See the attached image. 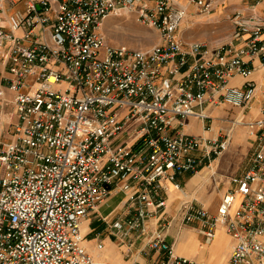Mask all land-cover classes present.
I'll list each match as a JSON object with an SVG mask.
<instances>
[{"label": "built area", "instance_id": "1", "mask_svg": "<svg viewBox=\"0 0 264 264\" xmlns=\"http://www.w3.org/2000/svg\"><path fill=\"white\" fill-rule=\"evenodd\" d=\"M20 3L14 9L17 0H0L8 75L0 115L8 91L15 116L0 141V264H94L81 230L91 212L119 191L134 214L110 229L143 230L148 216L166 209V182L181 190L176 177L224 153L237 125L251 138L246 171L229 179L214 213L188 201L179 212L182 223H199L206 243L223 229L231 239L226 264H264V91L255 119L236 118L212 138L185 131L190 117L209 131L208 109H249L253 59L264 74L260 0L231 11V40L214 48L179 34L189 6L207 16L214 0ZM126 14L158 41L144 49L110 44L103 21ZM235 77L240 85L231 84ZM168 227L139 236L156 254L148 264H202L173 251L162 234Z\"/></svg>", "mask_w": 264, "mask_h": 264}, {"label": "crops", "instance_id": "2", "mask_svg": "<svg viewBox=\"0 0 264 264\" xmlns=\"http://www.w3.org/2000/svg\"><path fill=\"white\" fill-rule=\"evenodd\" d=\"M183 1L184 0H182V2ZM242 1L243 0H234L233 2H235V4H233V6L243 5L241 4ZM253 1L254 0H250L245 4H252ZM214 5L215 6L211 14L207 16L199 14L194 15V10L190 9V6L188 7V13L190 14V16L188 15L189 17H186L179 28V34L185 41H207L209 42L207 45H209L211 48H214L216 45H218L214 42L215 39H220L222 37V39H224L227 34L229 35V33L231 35L232 27L229 21L231 12L227 15V19L229 21L228 24L220 19L223 17V14L221 11H218L219 9H217L218 6L216 5V3H214ZM256 9L259 11L264 10V0H260V3L256 6ZM107 19L108 17L103 21L105 27H108L112 24V22L108 23ZM153 34L155 35V37H157V33L155 31H153ZM240 44L241 43L237 42L236 46H240ZM252 65L254 66L255 71L252 73L251 78L255 82L256 89L249 109L242 112V110L238 108H233V114L231 117H229L227 111H229V108L232 107L228 105H221L213 109H208V112L213 117L211 129L209 131H206L204 129V122L199 120L197 121V119L190 117L185 120V131L187 133L195 136L212 138L218 135H222L227 130L230 123V120H228V118L238 117L239 119L241 118L244 122H247L255 119L258 116L261 101L263 98L264 74H262L261 72L259 60L257 58L253 59ZM7 76L8 75L6 73V70L0 61V85ZM242 81L243 80L240 77H235L231 80V84L240 85ZM5 98L8 100V103L6 106H4L3 111L0 115V141L3 139L1 135L2 131L8 127L7 125L10 122L15 121L13 103L11 101V99L13 98L12 93L7 91ZM246 112L247 114H245ZM195 126H198V128H195ZM241 128L242 129L240 130L242 132L245 130L246 133V126H243ZM236 131V128L234 130L232 129L231 134L234 135ZM231 140L232 137H230V144ZM247 140L248 142H250L249 146L251 148V138L248 137ZM218 163L219 159L217 158L211 163L210 167L205 168L204 170L202 169L203 171H200L195 175L190 173L178 175L176 177V181L180 184L181 190L174 189L173 183L166 182L167 191L165 192V196L167 203L169 202L168 205L170 207V211L173 210V219L169 221V227L166 230L162 231L164 239L172 245L173 251L177 255L187 257L202 264H226L229 256L228 248L231 245V239L223 231V229H218L215 239L210 243H206L196 226L182 223L181 214L179 212V206L182 200L179 197L178 192L181 191L182 195H184L183 197L187 198L190 196L189 194L192 193L193 187L201 189V187L205 183H208V176L211 174L209 172H205V170L207 171L211 169L214 165V169H216ZM185 174L187 176L184 179L183 175ZM203 190H205V188L202 189L201 192V196L204 198L203 193L205 191L203 192ZM225 190L223 191V193L225 192ZM123 197V193L119 191H113L111 195L106 199V201L99 205L82 222L81 230L85 239V246L91 253L94 264H148L156 257V254H154L153 258H150L148 256L149 252L147 251H149L150 249L145 245V239L139 238V240L137 241L138 245L135 244V247L131 248L128 247L127 243L121 244L120 241L126 239H121L124 231L127 229L126 227H124V230L122 232L110 229L114 221L122 220L125 222L128 220V218L123 216L125 213V198L123 199ZM221 197L222 194L219 193L218 195H214V198L205 199L204 205L206 207H204L203 205L201 206L206 208L209 212L214 213L217 205L221 200ZM162 218V215L158 217L155 216L150 217L145 221V224L148 228V236L151 233H154L157 229H160L161 226L165 225V219ZM153 220L154 224H152ZM97 244H101L102 247L98 249ZM129 251L131 252V254L129 253ZM128 256L129 258L125 259Z\"/></svg>", "mask_w": 264, "mask_h": 264}, {"label": "rangeland", "instance_id": "3", "mask_svg": "<svg viewBox=\"0 0 264 264\" xmlns=\"http://www.w3.org/2000/svg\"><path fill=\"white\" fill-rule=\"evenodd\" d=\"M234 0H216L215 3L218 6L217 9H219L218 11L222 12V21H225L226 23H228V19H227V15L234 9L237 7V5H234L235 2H233ZM250 0H243L241 4H245L246 2H249ZM180 3H182V0H179ZM183 3H186V0L183 1ZM240 3V2H239ZM254 3V1H253ZM232 4V5H231ZM240 5V4H239ZM22 5L20 3V0H17V4L15 5L14 9H19L21 8ZM225 7V8H224ZM190 9L195 10V8H193L192 6L189 7ZM216 10V9H215ZM214 10V11H215ZM190 12V11H189ZM216 12V11H215ZM194 15L199 14L198 11H194L193 13ZM200 15V14H199ZM190 16V14H189ZM188 16V17H189ZM187 17V18H188ZM190 19V18H189ZM107 22L112 24L108 27H105L104 24L102 26V32L104 33L107 41L112 44V45H125L129 48L132 49H144V48H148L151 45L155 44L158 41V37H155V35L153 34V30L143 26V25H139L137 23H135L133 21V19L131 17H128L127 15L125 16H111L108 17ZM229 24V23H228ZM230 33L229 35L227 34L225 36L224 39L222 38H217L214 40V42L216 44H225L228 43L230 40ZM202 43L208 44L209 42H205L203 41ZM233 108H229V111H227L229 117L232 116L233 114ZM247 114V112L245 113ZM236 118H228V120L232 121ZM238 119V117H237ZM198 121V120H197ZM229 126L228 128L230 127ZM241 127H243V125H237L233 128V130L236 128L237 131L234 133V135H231L232 140H231V144L228 147V149L222 153L219 156H214L211 157V161L210 163L206 164L205 166H203L198 172H200L202 169L208 168V166L215 160V159H219V163L218 166L215 168V165L213 166V170L214 173L210 174L208 176V183H205L201 189L197 188V187H193L192 193H190L189 197L184 198L180 192L179 193V197L181 198L182 201H191L193 205L195 206H201L203 205L204 207H206L204 205L205 199H210V198H214V195H218L219 193L223 194V191L229 186L228 185V181L231 177L233 176H241L242 173H244V171H246L247 167H248V159L250 156V142H248V134H247V130L245 133V130L242 132L240 129H242ZM195 128H198V126H195ZM227 128V130H228ZM197 130V129H196ZM238 140V141H237ZM237 141V143H236ZM189 174V173H188ZM195 175V174H194ZM187 175H183V178L185 179ZM203 190V196L204 198L201 196V192L202 189ZM184 193V192H183ZM124 199V197H123ZM207 201V200H206ZM104 203V202H103ZM169 203V202H168ZM168 203H166L167 207L164 210V213L162 215V219L164 220V223L169 222L173 219V215H172V211H170V207L168 205ZM133 211L131 208H128L126 205L124 207V217L131 219V217H133ZM131 215V216H130ZM160 215V213L156 214V215H151L148 216L146 219H149L150 217H158ZM154 219V218H153ZM144 223H146L144 221ZM162 223V222H161ZM152 224H154V220L152 221ZM163 224V223H162ZM187 225H193L196 226L197 229L200 228L199 223L197 222H193ZM128 229V230H127ZM124 231V234L122 236L121 239H124L122 241H120L121 244L127 243L128 247H135L134 245H138L137 241L139 240V238L143 239L142 237H139L141 235H146V237H148V228L146 226V224L144 225V229H129L127 228ZM143 231V232H142ZM152 234V233H151ZM147 238H145L146 240ZM91 241V239H90ZM83 246L86 248L85 246V239H83L82 242ZM133 245V246H132ZM86 250H88L86 248ZM149 252V257L153 258L154 256V252L152 250L147 251ZM228 252H230V247L228 248ZM129 253L131 254V252L129 251ZM123 254V253H122ZM129 256L125 259H128Z\"/></svg>", "mask_w": 264, "mask_h": 264}, {"label": "bare ground", "instance_id": "4", "mask_svg": "<svg viewBox=\"0 0 264 264\" xmlns=\"http://www.w3.org/2000/svg\"><path fill=\"white\" fill-rule=\"evenodd\" d=\"M127 16H128V14H126ZM101 30H102V28H101ZM103 31V30H102ZM238 120H239V118H238ZM211 166V164L208 166V167H210ZM204 170V169H203ZM203 170H201V171H203ZM205 172H209V173H211V174H213L214 173V170H213V166H212V168L211 169H209V170H205ZM209 175V174H208ZM198 183H199V181H198Z\"/></svg>", "mask_w": 264, "mask_h": 264}]
</instances>
